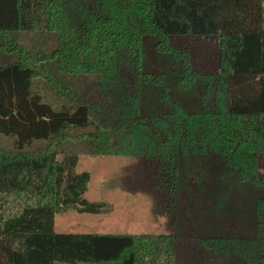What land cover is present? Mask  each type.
Here are the masks:
<instances>
[{
	"label": "trees",
	"instance_id": "obj_1",
	"mask_svg": "<svg viewBox=\"0 0 264 264\" xmlns=\"http://www.w3.org/2000/svg\"><path fill=\"white\" fill-rule=\"evenodd\" d=\"M187 35L217 37L216 70L172 45ZM145 38L168 60L157 72ZM0 83L52 108L22 136L0 94V264H264V0H0ZM80 154L142 158L170 232H55L57 213L109 210L85 198Z\"/></svg>",
	"mask_w": 264,
	"mask_h": 264
},
{
	"label": "rangeland",
	"instance_id": "obj_2",
	"mask_svg": "<svg viewBox=\"0 0 264 264\" xmlns=\"http://www.w3.org/2000/svg\"><path fill=\"white\" fill-rule=\"evenodd\" d=\"M19 38L29 48H33L36 41L38 45L42 42V40H37L40 37L34 33H22ZM171 43L189 51L193 69L202 72L217 69L219 60L217 37L174 36L171 37ZM50 44L48 42V45ZM145 47L146 66L150 71L157 72L162 66L167 65V58L155 50L152 39L146 40ZM170 67L173 65L170 64ZM57 77L61 81H67L65 85L82 90L79 91L80 93L90 92L89 90L93 86L91 78L67 79L60 75ZM36 82L39 84L37 87H44L45 98L49 97L52 90L46 80L38 78ZM35 85L36 83L33 89H36ZM25 90L26 83L21 85L0 83L2 102L5 108L14 114L13 117L10 114L5 117L4 123L8 126H16L14 129L22 136H33L36 135V131L33 129L36 120L25 125L22 119L24 117L29 119L28 111L30 110L32 113L39 110V115L40 112L49 113L52 108L51 106L49 108L42 107L49 102L41 96H36L29 101L25 96ZM52 107L55 108V106ZM51 119L41 120L39 125L46 126L48 122H51ZM10 141L9 138H2L3 144H9ZM257 158V174L261 177L264 174V153H258ZM77 170L87 171L90 174L85 198L89 201L106 202L109 210L107 213L101 214L78 213L72 209L57 213L54 217L55 232L100 234L170 232L169 219L163 208V195L146 178L142 158L124 156L102 158L80 154Z\"/></svg>",
	"mask_w": 264,
	"mask_h": 264
}]
</instances>
